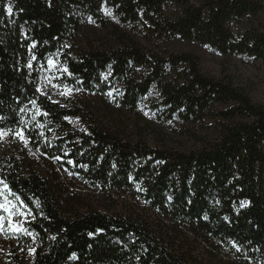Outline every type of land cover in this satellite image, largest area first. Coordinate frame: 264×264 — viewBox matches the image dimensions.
<instances>
[{
	"label": "trees",
	"instance_id": "1",
	"mask_svg": "<svg viewBox=\"0 0 264 264\" xmlns=\"http://www.w3.org/2000/svg\"><path fill=\"white\" fill-rule=\"evenodd\" d=\"M104 10L144 41L264 65V25L252 22L264 0H0V184L29 215V236L17 240L35 243L30 264H200L199 255L220 249L240 264H264V105L231 78L204 74L192 53L143 47ZM90 25L114 43L80 46ZM57 53L63 86L95 95L103 109L38 92V65ZM146 100L161 123L189 127L195 147L124 135L117 124ZM76 117L85 132L68 123ZM17 134L48 163L43 175L1 140ZM83 190L110 209L95 208Z\"/></svg>",
	"mask_w": 264,
	"mask_h": 264
},
{
	"label": "rangeland",
	"instance_id": "2",
	"mask_svg": "<svg viewBox=\"0 0 264 264\" xmlns=\"http://www.w3.org/2000/svg\"><path fill=\"white\" fill-rule=\"evenodd\" d=\"M190 1L195 4L199 3V0ZM104 14L106 18L115 25H118L123 32L130 34L131 37H135L143 47L149 50L160 47L159 49L162 51L171 53H192L199 58L200 69L204 74L216 78H231L238 87L248 94L254 104L264 105V65L261 62L246 56L223 57L206 46L196 44L184 42H173L170 44L155 39L144 41L141 38V34L135 28L131 26L120 27L110 12L104 10ZM252 22L255 25H264V12L256 17V19H252ZM241 28H235L234 31L240 33L243 30ZM77 43L82 47L89 46V44L92 46L113 44L114 37L112 32L101 30L95 25H90L87 27V30L78 35ZM70 45L69 42L67 47L71 51ZM38 67H40L38 92L54 103L63 105L76 104L79 107L88 109L90 112H94V109L102 107L101 100L95 95L73 91L63 86L62 79L66 71L62 64L61 53L51 56L44 67L39 65ZM157 96L158 92L153 90L150 98H156ZM148 103V100L144 101L140 104L135 114H126L121 118V122L117 124V127L120 128L124 135L131 139H136L141 135L144 141L148 142L152 147L166 146L177 150H189L195 147L193 139L186 134L189 127L178 122L161 123L150 112ZM111 121L109 118L108 122L113 127L114 124ZM106 122L105 120L104 123L106 124ZM68 123L75 130L86 131L85 125L78 117L68 119ZM197 135L202 136L199 131H197ZM1 140L8 149L22 154L27 167L29 166V168L40 172L42 175L48 171L49 166L46 160L26 147L27 144L21 138V135L17 134L12 137L2 136ZM75 185V187L84 188L77 183ZM83 192L87 196L88 202L94 205L95 208L101 211H106L109 208L95 193H90L87 190H83ZM0 205H3V207H0V264H12L15 257L21 259L23 264H30L35 243H31L25 248L17 240L18 235L29 236L24 229V224L29 218L26 209L19 202H16L1 184ZM200 252L202 253V250ZM230 255L231 253L228 251L220 249L213 255H209L207 252L205 254L202 253V255H199L198 260L200 264H240L236 258Z\"/></svg>",
	"mask_w": 264,
	"mask_h": 264
},
{
	"label": "snow or ice",
	"instance_id": "3",
	"mask_svg": "<svg viewBox=\"0 0 264 264\" xmlns=\"http://www.w3.org/2000/svg\"><path fill=\"white\" fill-rule=\"evenodd\" d=\"M7 11H8L9 14H11V13H12V8L9 7V8L7 9ZM65 71H66V69H65ZM0 135H2V133H0ZM21 138H23V137L21 136ZM4 187L7 188V185H4ZM0 207H3V205H0Z\"/></svg>",
	"mask_w": 264,
	"mask_h": 264
}]
</instances>
